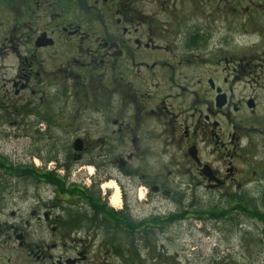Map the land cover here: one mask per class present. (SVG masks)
Instances as JSON below:
<instances>
[{
	"label": "flooded vegetation",
	"instance_id": "flooded-vegetation-1",
	"mask_svg": "<svg viewBox=\"0 0 264 264\" xmlns=\"http://www.w3.org/2000/svg\"><path fill=\"white\" fill-rule=\"evenodd\" d=\"M223 2L0 0V122L30 126L44 141L58 130L69 142L64 153L31 156L42 166L28 167L26 224L36 219L59 238L102 233L117 250L111 239L126 236L123 247L133 251L134 238L156 237L164 220L224 218L162 215L163 199L261 186L264 164L253 153L264 120L255 116L256 97L234 92L244 62L240 39L215 27ZM228 12L236 20L238 7ZM109 184L120 187L118 208ZM146 205L149 216L140 210ZM70 210L93 225L66 228ZM5 225L33 264L86 259L78 247L70 258L55 255L59 244L31 245L20 221Z\"/></svg>",
	"mask_w": 264,
	"mask_h": 264
},
{
	"label": "rangeland",
	"instance_id": "rangeland-1",
	"mask_svg": "<svg viewBox=\"0 0 264 264\" xmlns=\"http://www.w3.org/2000/svg\"><path fill=\"white\" fill-rule=\"evenodd\" d=\"M234 5L239 11L236 20L228 12ZM221 7H226L227 12L224 17L223 14L218 15L215 27L226 34L227 38L234 32L240 39L241 45L238 48L244 62L240 69L242 78L234 85V92L236 97H256L259 108L255 116L264 120V0H224ZM54 134L58 136L56 139L44 141L31 135L30 126H11L0 122V164L4 159L13 165L26 168L30 165L41 167L40 161L37 160V164L32 161L31 156L35 152L54 153L51 149L57 148L59 153H64L63 145L69 146L68 141L61 140L58 130ZM256 139L260 143L256 153H253L254 159L264 164V135L259 134ZM59 159H62L61 155ZM9 173H13V176ZM15 173L4 171L0 167V209L3 221L0 264H19L21 260L28 264L34 263L35 258L32 255L27 256L22 250L16 249L20 240L7 235L5 223L11 225L18 221L25 229L26 240L31 245L59 244L61 248L55 255L66 252V256L70 258L77 256V247L85 251L86 259L80 260L78 264H264V217L257 215L252 218L248 214H238L240 212L235 208L238 200H230L233 195L240 193L242 197L253 198L254 202L262 205L264 179L258 181L260 187L253 189L209 191L202 194L205 197L202 198L200 194L194 200L188 198L183 201L179 195L175 196V201L163 199L157 205L162 215L187 213L197 216L215 214L219 210L217 213H223L224 218L215 220L208 217L200 220L190 217L183 221L162 224L161 232L156 237L134 238L139 241L136 243L139 248L130 251L123 247L124 242L129 243L131 240L126 236L124 239V236L116 235L111 239L119 248L116 250L109 245V238L105 234L102 236V233L94 238L71 232L64 238H59L52 233L50 236L47 232H42L36 225V219H32L31 224H26L31 206L28 199V178L25 177L26 174ZM75 173L77 174V170L73 172ZM5 180L6 183L3 182ZM119 205L120 202L116 207ZM152 208L153 205H146V208L142 206L140 210L144 209L142 213L149 216Z\"/></svg>",
	"mask_w": 264,
	"mask_h": 264
},
{
	"label": "trees",
	"instance_id": "trees-1",
	"mask_svg": "<svg viewBox=\"0 0 264 264\" xmlns=\"http://www.w3.org/2000/svg\"><path fill=\"white\" fill-rule=\"evenodd\" d=\"M3 162L0 164V167H2L5 170L8 171H14V173L16 172L17 174L21 173V174H26L25 177H28V168L26 167H22L19 165H13L11 162H8L7 160L2 159ZM15 173V175H17ZM6 174V173H5ZM11 176H13V173H9ZM8 174V175H9ZM4 183H6V180L3 181ZM1 184V183H0ZM237 202V201H236ZM235 208L238 210V214H248L251 215V217H255L257 215H262L264 217V198L262 201V205L258 204L257 202H254L253 198H245V197H241L239 198L238 202L235 203ZM219 211V210H217ZM217 211H215V214L210 213V215L213 216H223V213H217ZM78 214V217H77ZM80 216H84L80 213H78V211H69V213H67L65 221L63 222L66 226V228H72L73 230L76 229L77 226H92L93 225V221L90 217L85 216L86 218H81ZM172 222L171 220H164L162 221V224H166V223H170ZM117 250V249H116Z\"/></svg>",
	"mask_w": 264,
	"mask_h": 264
},
{
	"label": "bare ground",
	"instance_id": "bare-ground-1",
	"mask_svg": "<svg viewBox=\"0 0 264 264\" xmlns=\"http://www.w3.org/2000/svg\"><path fill=\"white\" fill-rule=\"evenodd\" d=\"M109 186H113L114 189H115V195H114V198H113V203H114L115 205H117V204L119 203V195H120L119 187H117L116 184H109L108 187H109Z\"/></svg>",
	"mask_w": 264,
	"mask_h": 264
},
{
	"label": "water",
	"instance_id": "water-1",
	"mask_svg": "<svg viewBox=\"0 0 264 264\" xmlns=\"http://www.w3.org/2000/svg\"><path fill=\"white\" fill-rule=\"evenodd\" d=\"M43 37H44V36H43ZM249 106H250L251 108H253V107H254V103H253V101H252V100L250 101V103H249ZM79 143H80V142H76V149H77V150H79V149H80Z\"/></svg>",
	"mask_w": 264,
	"mask_h": 264
}]
</instances>
